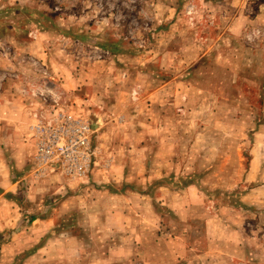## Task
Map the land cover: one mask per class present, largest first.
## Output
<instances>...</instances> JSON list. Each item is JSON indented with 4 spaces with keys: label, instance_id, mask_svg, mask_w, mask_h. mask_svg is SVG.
I'll return each instance as SVG.
<instances>
[{
    "label": "rangeland",
    "instance_id": "rangeland-1",
    "mask_svg": "<svg viewBox=\"0 0 264 264\" xmlns=\"http://www.w3.org/2000/svg\"><path fill=\"white\" fill-rule=\"evenodd\" d=\"M44 96L86 177L34 175ZM0 264H264V0H0Z\"/></svg>",
    "mask_w": 264,
    "mask_h": 264
},
{
    "label": "built area",
    "instance_id": "built-area-1",
    "mask_svg": "<svg viewBox=\"0 0 264 264\" xmlns=\"http://www.w3.org/2000/svg\"><path fill=\"white\" fill-rule=\"evenodd\" d=\"M42 101L30 112L35 145L34 175L58 172L72 178L86 177L96 156L92 123L73 115L55 98L51 102L44 96Z\"/></svg>",
    "mask_w": 264,
    "mask_h": 264
}]
</instances>
